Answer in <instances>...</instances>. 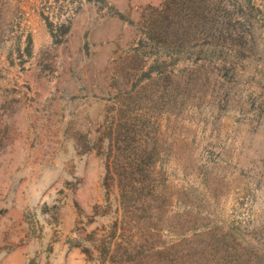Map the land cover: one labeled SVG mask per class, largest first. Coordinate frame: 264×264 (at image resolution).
<instances>
[{"label":"rangeland","instance_id":"obj_1","mask_svg":"<svg viewBox=\"0 0 264 264\" xmlns=\"http://www.w3.org/2000/svg\"><path fill=\"white\" fill-rule=\"evenodd\" d=\"M29 1L0 0V264H264V0ZM32 6L53 41L82 14L73 53L24 63Z\"/></svg>","mask_w":264,"mask_h":264},{"label":"crops","instance_id":"obj_2","mask_svg":"<svg viewBox=\"0 0 264 264\" xmlns=\"http://www.w3.org/2000/svg\"><path fill=\"white\" fill-rule=\"evenodd\" d=\"M29 2L32 4L31 1ZM24 13L25 14H22V23L25 27V31L29 32L31 39V56H25L26 58L24 59V63H46L47 58L45 55L49 51L61 52L62 49L66 48L69 49L71 53H73V39L75 38L79 21L82 19L81 13L76 16L74 21L69 26L67 33L65 34V38L67 39L66 42L59 40L53 41L49 31L47 30V26L45 23H43L33 6L25 8Z\"/></svg>","mask_w":264,"mask_h":264}]
</instances>
